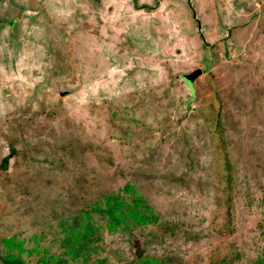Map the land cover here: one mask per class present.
I'll list each match as a JSON object with an SVG mask.
<instances>
[{"label":"rangeland","instance_id":"374dc122","mask_svg":"<svg viewBox=\"0 0 264 264\" xmlns=\"http://www.w3.org/2000/svg\"><path fill=\"white\" fill-rule=\"evenodd\" d=\"M6 261L264 264V0L0 3Z\"/></svg>","mask_w":264,"mask_h":264},{"label":"trees","instance_id":"16d2710c","mask_svg":"<svg viewBox=\"0 0 264 264\" xmlns=\"http://www.w3.org/2000/svg\"><path fill=\"white\" fill-rule=\"evenodd\" d=\"M2 1L3 0H0V3ZM2 167H4V168L6 167V163L5 162L2 164ZM107 202H108V199H107ZM116 206H117V203H116ZM107 207H108V211L107 212L111 213L110 209L113 206H110V204L108 203ZM118 207L120 208V205ZM138 217H139V214H138V216L136 218L139 219ZM140 220L143 221L142 218H140ZM86 226L87 225H80V226L75 225L74 228H77V230L70 229V228L67 230L69 235L66 236V240L69 243V247H70V250H71L72 254L79 255V250L84 246V245L81 244V242H87L88 241V237H89L92 229L89 228V227H86ZM83 230H84V233H82ZM6 264H15V262L14 261H10V262L6 261Z\"/></svg>","mask_w":264,"mask_h":264},{"label":"water","instance_id":"95a60500","mask_svg":"<svg viewBox=\"0 0 264 264\" xmlns=\"http://www.w3.org/2000/svg\"><path fill=\"white\" fill-rule=\"evenodd\" d=\"M199 75H201V70L198 69L192 73H190L189 75H185L183 76L185 81H188L189 84H191V82L196 79Z\"/></svg>","mask_w":264,"mask_h":264}]
</instances>
